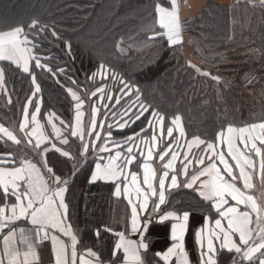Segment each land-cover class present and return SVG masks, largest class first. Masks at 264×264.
Masks as SVG:
<instances>
[{
    "label": "snow or ice",
    "instance_id": "1",
    "mask_svg": "<svg viewBox=\"0 0 264 264\" xmlns=\"http://www.w3.org/2000/svg\"><path fill=\"white\" fill-rule=\"evenodd\" d=\"M260 5L264 6V0H260ZM37 25L38 21L34 20L30 28L35 29ZM156 25L161 31H155ZM149 30L153 33L149 37L150 40L162 37L166 39L169 47L182 44V24L179 19L177 0H171L170 7L161 6L160 3L155 5L154 25ZM40 31L42 32L43 28ZM53 35H56L55 32ZM35 47L37 45L29 39V33L21 27L10 31H0V62H9L32 77L35 89L33 96L39 93L41 88L35 74L31 71V62L35 61L36 68L51 71L33 52ZM196 71L204 76L210 75L208 72H201L199 68ZM106 72L105 65L101 64L99 74L102 79L107 78ZM95 76L96 73H93L90 79L94 80ZM212 79L219 81V77H212ZM112 80H116L115 73L112 75ZM119 83L123 85L120 89L122 95L115 97L116 104L120 103L123 96L131 95L133 87L123 79ZM3 88L4 72L0 68V89ZM66 90L75 102V117L71 125L62 119L60 124L64 125L65 130L70 128V135L73 138L71 143L79 139L80 157L87 159L90 150L92 153H109L107 157L96 156L95 166L88 182L90 184L97 181L111 182L115 185L114 194L117 197L123 193L131 208L126 231L105 228V231L117 237L107 262L91 247L84 253L78 254V239L73 226L69 223V206L65 199L68 181L49 166L45 157L51 149L41 146L51 144L52 149L59 152L61 156L72 157L68 151L57 147L56 143L45 134L44 126L38 121V114L41 112L39 100L35 101V111L30 113L29 105L33 104V97L30 96L23 107V119L19 127L25 138H28L29 144L32 143L30 138L35 137L34 149L41 158L39 165L42 167L32 159L23 158L20 159V166L17 167L14 166L16 161L11 158V154H7V158L0 156V165H13L0 167V189L3 190L5 201L0 207V237H2L0 264H36L38 257L35 245L49 240L54 264H77V260L79 264H145L143 253L149 247L145 243V233L153 221L160 224L171 221L170 239L173 241L166 251L156 252L155 255L165 264H168L172 256H176L177 264H189L185 252V236L190 227V212L185 210L180 214L177 210L166 211L161 207L168 203L166 193L181 186L179 179L181 176L184 177L183 187L194 189L202 200L210 204V211L216 214L211 217L213 227H210V215H206L203 224L198 223L194 233L195 243L200 249V264H218L216 243L220 244L222 250L234 251L240 264L243 262L264 264V205L258 204L253 196L245 191L253 187L252 174L248 169H254L255 162L250 153L254 152L255 156L260 158V169L264 172V148L257 146V141L260 145H264V122L244 127L229 125L216 134L214 141L194 136L181 144L180 139L185 137L186 133L181 116L175 115L166 128L167 137L173 139L165 144V116L151 109V106L141 103L137 89L135 100L123 112L112 113L114 118L119 116L123 121L122 123L117 121L116 126L122 129L134 124L145 112H150L151 118L148 119L147 127H142L139 133L127 136L123 142H118L111 140V131L102 138L101 132L97 130L98 127L104 128V121L98 124L99 109L96 104L93 103L91 107L90 123L86 126L85 113L82 110L85 102L71 88ZM97 93L100 94V100H113V96L107 92L106 87H98L91 95L96 96ZM103 106L108 107L106 104ZM133 109L137 110L133 111ZM125 116L128 119H123ZM53 119L52 115L47 117L53 135L60 144L70 145L68 135L57 127ZM29 124L32 125L30 130H28ZM107 126L111 129L113 124L108 123ZM148 129L152 130L150 138L146 135ZM174 132H177L178 136L173 137ZM0 134L14 144L20 143L11 131L2 126H0ZM142 134L145 135L142 136ZM86 136L90 139H86ZM101 140L103 142L98 144L97 142ZM137 141L146 146V153ZM240 145H243V149ZM113 148L121 149V151L112 154ZM134 149L139 151L143 162ZM225 150L235 167L226 158ZM157 155L159 161L163 162L161 164L163 173L158 177L156 169L150 163ZM166 157H168L167 160H165ZM178 159L179 166H177ZM134 162L142 171V183L140 173L129 169ZM190 170L191 175H189ZM238 182L242 183L243 188L238 186ZM10 197H14V203H7ZM20 221L26 222L31 227L21 226L18 224ZM136 234L141 237L139 240L130 238ZM96 235L99 237V230ZM61 237H67L70 243ZM235 237H238V240ZM205 241H207L206 250ZM119 253H122V259Z\"/></svg>",
    "mask_w": 264,
    "mask_h": 264
},
{
    "label": "trees",
    "instance_id": "2",
    "mask_svg": "<svg viewBox=\"0 0 264 264\" xmlns=\"http://www.w3.org/2000/svg\"><path fill=\"white\" fill-rule=\"evenodd\" d=\"M157 3L171 6L169 0H0V31L23 28L37 45L33 52L41 58L42 64L51 69L45 71L36 68L35 61L31 62V71L41 88L33 96L32 77L9 62H0L4 72V88L0 89V126L9 127L20 122L28 97H33V104L29 105L30 113L35 111V101H40L38 121L44 126L45 134L72 157H64L50 150L45 158L55 172L68 180L65 199L69 206V223L78 239L77 247L82 250L91 247L101 257L113 247L115 239L112 233L103 228L110 224L115 211L109 193L113 186L88 182L95 164L90 159V152L82 165L79 163L76 170L72 167L74 163L81 162L82 157L79 155L78 139L71 143L73 138L69 129L65 130L64 125L60 124L61 119L69 125L74 121L75 102L67 88L82 98L85 94L82 92L83 85L93 73H96L94 80L98 78L100 65L103 64L107 69L106 79H109L105 86L107 92L114 95L116 89L120 90L123 87L119 83L121 79L133 86L135 95L138 89L140 102L165 116V133L171 119L175 115L181 116L186 133L180 139L181 144L194 136L214 141L216 134L229 125L244 127L264 122V102L258 105L256 97L247 96L241 104L239 89L233 86L221 87L218 96L211 77H203L207 82L198 79L197 71L188 65L187 60L177 57L178 47H169L162 37L149 39L153 34L149 29L154 25ZM34 20L38 21V25L32 29L30 25ZM189 27L194 31L192 39L199 40L208 49L216 50L215 54L221 55L220 62L229 56L233 58L236 53L237 57H241L239 52L251 49L252 43L264 53L263 33L253 39L246 32L240 39L232 40L230 6L206 4L190 20ZM155 31H161L158 25ZM113 73L116 74L115 81L112 80ZM262 81L264 79L258 83ZM118 95H122L121 92ZM49 115L53 116L57 127L68 135L70 145L60 144L53 135L47 121ZM150 118V112H145L140 120L119 128V131L108 128L112 132L111 139L123 142L127 136L147 127ZM150 131L148 129L146 133L148 138ZM174 135L178 136L177 132ZM13 152L10 143L0 140V156L7 158V154ZM133 170H138L135 163ZM2 200L3 195L0 194ZM165 208L177 210L180 214L187 210L210 215V219L216 215L210 211V204L189 190L175 193ZM234 256L233 253L221 251L216 259L218 264H233Z\"/></svg>",
    "mask_w": 264,
    "mask_h": 264
},
{
    "label": "rangeland",
    "instance_id": "3",
    "mask_svg": "<svg viewBox=\"0 0 264 264\" xmlns=\"http://www.w3.org/2000/svg\"><path fill=\"white\" fill-rule=\"evenodd\" d=\"M180 1V0H177ZM220 4L223 1L227 0H213ZM171 2V1H170ZM230 27H231V36L232 40H238L246 32L250 33L252 38H257L260 34H264V6L260 5V0H230ZM194 19V18H193ZM190 20H180L182 24V44L176 45L173 47H178L176 50L177 57L183 58L187 60V63L190 67L194 70L199 68L201 72H208L212 75L204 76L201 73L197 72L198 79L204 80L203 77H219V81L214 80L215 89L217 90V95H220V88L226 86H233L234 88L239 89V102L242 104L245 102V97L253 96L256 97V102L258 105L264 102V82H260V80L264 79V53L254 44L251 49L239 52L241 57H237V53L235 56L224 58V61H221V58L218 54H215L216 50L208 49L199 40L192 39L191 34L193 35L194 31L192 28L189 27ZM191 38V40H190ZM150 47H153L151 45ZM231 55L234 54L233 51L230 53ZM215 55V56H214ZM141 66L142 63H139ZM236 71V72H235ZM263 74H261V73ZM100 74L97 75V79L92 81L93 79H89L87 83L83 85L84 90L82 91L84 96L82 97L84 103L83 111L84 115V123L85 125H89L91 119V107L93 103L96 104L99 111L97 113V121L98 124L100 121H104V128L100 129L97 128L98 131L101 132L102 138L106 136L109 132L108 130V123H112L113 127L112 130L117 129L120 130L116 123L119 121L122 123L123 121L120 119L119 116L113 117L112 113H119L123 112L124 109L136 98L135 92L132 90L131 95L123 96L120 100L119 104L115 103V97L119 96L120 90L116 89L113 96L112 101H108L107 99L100 100V94L97 93L96 96H92L91 93L94 92L98 87H105L106 83L109 79H104V81H100L101 76ZM207 82V81H206ZM92 83V85H90ZM257 83V84H256ZM256 84V85H255ZM261 87V88H259ZM108 105L105 108L103 105ZM137 109H133L136 111ZM75 117V115H74ZM123 119H128L125 116ZM74 122V121H73ZM111 130V131H112ZM112 133V132H111ZM152 135V130L150 131ZM157 134H159V130H157ZM150 135V137H151ZM178 135V133H177ZM176 137V135H174ZM149 137V138H150ZM164 143L169 142V137H167V132H164ZM94 138V137H93ZM86 139H90L86 136ZM112 140V139H111ZM114 140V139H113ZM117 141V140H114ZM103 142V140L99 141V143ZM80 143V142H79ZM141 147L146 148L140 141H137ZM111 146V145H110ZM116 151H121V149L113 148L112 153L115 154ZM134 151H137L134 149ZM147 151V148H146ZM195 151H198L195 149ZM24 154V153H22ZM139 155V151H137ZM21 155L20 152L15 154L16 160ZM97 155H103L107 157L109 153H93L90 159H95ZM72 156L75 157L74 153ZM88 158V157H87ZM158 156L154 157L153 161L150 163L153 164L154 168L159 171L161 168V162L158 161ZM106 162V161H105ZM135 163V162H134ZM138 172V171H137ZM140 173V180L142 183V171ZM98 183V182H97ZM157 183V182H156ZM112 199H110V202ZM112 204V203H111ZM113 205V204H112ZM115 210H118L115 208Z\"/></svg>",
    "mask_w": 264,
    "mask_h": 264
},
{
    "label": "crops",
    "instance_id": "4",
    "mask_svg": "<svg viewBox=\"0 0 264 264\" xmlns=\"http://www.w3.org/2000/svg\"><path fill=\"white\" fill-rule=\"evenodd\" d=\"M169 1H171V0H169ZM229 1L230 0L223 1L219 5L230 6ZM177 3L179 5V19L180 20L195 18L200 13V11L204 8V6H206V4H208V3L217 4V2H215L213 0H180V1H177ZM22 119H23V114H22V118H21L20 122L22 121ZM20 122L19 123H13L9 127L2 126L6 129H8L9 131H11L20 140L19 144H14L11 140H8V138L6 136H3V134H0V140H4V141H6L12 145V149L14 152H13V154H11V158L16 161V164L14 166L19 167L20 166L19 161L21 158H23V159H32L33 162H37L38 166L42 167V165H39V161L41 158L39 155H37V151L34 149L35 137L30 138L32 140V143L29 144L28 138H25L24 133H22L20 131V127H19ZM31 127H32V125L29 124L28 130H30ZM69 132H70V128H69ZM78 141H79V139H78ZM97 143L99 144V141ZM257 146L264 148V145H260L258 141H257ZM240 147H241V149H243V145H240ZM142 148L146 153V148H144V147H142ZM49 149L54 150V149H52V145L49 146ZM193 151H194V149H193ZM18 152H20L21 155L16 160L15 154H17ZM22 153H24V154H22ZM90 153H91V155L93 154L91 152V150H90ZM112 154H114V153H112ZM225 155H226V158L229 160V162L233 164V167H235L234 162L231 161V157H227L226 150H225ZM250 155L255 162V168L254 169H248V171L252 174L253 187L251 189H248L245 191L249 195H252L258 204L264 205V172H262V170L260 169V158L256 157L254 152L250 153ZM137 156L139 158H141V162H143V158L140 157L138 154H137ZM182 158L183 157L181 155V159ZM87 159L82 158L81 162L74 163L72 166L73 169L76 170L78 168V164L80 163L82 165ZM167 159H168V157L165 158V160H167ZM93 160L95 161L94 158H93ZM158 161H159V159H158ZM159 162H161V161H159ZM161 163H163V162H161ZM217 163L219 164L218 161H217ZM179 164H180V160L178 159L177 160V166H179ZM12 166L13 165L8 166L7 164L0 165V167H12ZM94 166H95V164H94ZM133 166H134V164L129 166V169L133 170ZM42 171H43V168H42ZM137 171L138 172L140 171L139 167H138ZM162 173H163V170H162V168H160V170L157 171V177L159 175H162ZM189 175H191V170L189 172ZM237 175H238V170H237ZM179 179H180V185L181 186L178 188H175V189H171L166 193L167 197H168V202H169V199L175 193H177L181 190H189L193 194L198 195V193L194 189H186L183 187V182H184L183 176H181ZM129 180H130V177H129ZM97 182L105 184V185H112L113 186V188L111 190H109L110 199H112L111 203L114 205V208L118 209L112 213V221L110 222V224L108 226H104L103 228L104 229L105 228H111L115 231H126V225L129 221L130 215H131V208L128 205L127 200L124 198L123 193L119 197H117L114 194L115 193V185L113 183L103 182V181H97ZM97 182H95V183H97ZM238 186L243 188V185L240 182H238ZM157 187H158V181H157ZM194 188H195V186H194ZM0 194L3 195L2 189H0ZM199 198H200V196H199ZM14 202H15L14 197H10L9 200L7 201V203H9V204L14 203ZM4 203H5L4 200L0 201V207H2L4 205ZM230 203H232V202L230 201ZM167 204L168 203H166V205ZM166 205H162L161 207H162V209L167 211V209L165 208ZM173 205L177 206L176 203H174ZM241 210H243V206H241ZM204 217H205V215H201V214H197V213H190V227H189V230L185 236V252L187 253L189 264H200V249L198 248V246L195 243L194 233H195V230L197 228V224L198 223L200 225L203 224ZM253 219H255V217H253ZM18 224H20L21 226H24V227H31L30 225H27L26 222H24V221H20V222H18ZM170 225H171V221H166V222H164V224H160L157 221H153L150 224L148 231L145 233V243H147L149 245L148 250L143 253L144 258H145V264H165V262L160 257L156 256L155 253L156 252H164L167 250L168 247H170L172 245L173 241H171V239H170ZM213 226L214 225L211 223V219H210V227H213ZM225 226H226V222H225ZM57 235H59V234L57 233ZM61 238L64 239L67 243H70V241L68 240L67 237H61ZM130 238L133 240H139L141 237L139 236V234H136V235L130 236ZM116 239H117V237H115V239L113 240V247H111L109 249V251L103 253L102 259L105 262H107L110 259L111 251L114 248V244H115ZM235 239L238 240V237H235ZM0 240H2V237H0ZM35 247H36L37 257H38L36 264H54V257H53L52 252H51L50 240L45 241L42 244H37V245H35ZM206 247H207V241H205V250H206ZM215 247L217 249V255L221 251L229 252L226 249H223V250L220 249L219 243H216ZM77 250H78V254L84 253L86 251V249L82 250L78 247H77ZM0 251H2V243H0ZM94 251H96L98 253L97 250H94ZM229 253L235 254L233 261L235 262V264H240L237 254L234 251L229 252ZM119 255L122 259V253H119ZM234 262H233V264H234ZM243 263H247V262H243ZM77 264H79L78 260H77ZM168 264H177L176 256H172L170 258ZM257 264H258V262H257Z\"/></svg>",
    "mask_w": 264,
    "mask_h": 264
},
{
    "label": "water",
    "instance_id": "5",
    "mask_svg": "<svg viewBox=\"0 0 264 264\" xmlns=\"http://www.w3.org/2000/svg\"><path fill=\"white\" fill-rule=\"evenodd\" d=\"M68 181V180H67Z\"/></svg>",
    "mask_w": 264,
    "mask_h": 264
}]
</instances>
